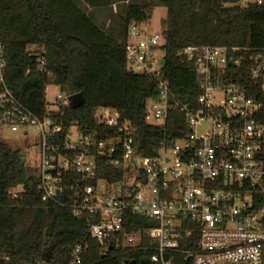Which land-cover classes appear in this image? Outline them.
Returning a JSON list of instances; mask_svg holds the SVG:
<instances>
[{
  "label": "built area",
  "instance_id": "built-area-1",
  "mask_svg": "<svg viewBox=\"0 0 264 264\" xmlns=\"http://www.w3.org/2000/svg\"><path fill=\"white\" fill-rule=\"evenodd\" d=\"M237 4L264 5V0ZM162 44L161 33L147 34L136 22L129 26L128 70L157 81L158 95L148 101L145 121L163 127L175 111L185 121L182 135L165 138L151 156L138 152L136 128L115 109L97 110L98 124L114 131L100 137L97 130L84 131L77 124L65 130L57 113L69 106V95L61 91L55 109L47 100L41 115L28 108L6 83L2 41L0 127L36 137L41 200L87 219V237L99 243L104 255L116 248L147 252L143 260L152 264H175L176 253L192 264H264V46L181 50L178 55L193 67L198 84L192 103L174 93L165 77ZM28 51L38 70L46 72L43 48ZM202 124L208 129L200 133ZM75 129L77 140L72 139ZM100 157L115 169L111 179L99 176ZM183 243L195 247L182 248ZM87 246L83 240L70 249L76 260Z\"/></svg>",
  "mask_w": 264,
  "mask_h": 264
},
{
  "label": "trees",
  "instance_id": "trees-1",
  "mask_svg": "<svg viewBox=\"0 0 264 264\" xmlns=\"http://www.w3.org/2000/svg\"><path fill=\"white\" fill-rule=\"evenodd\" d=\"M125 1L0 0L6 83L39 115L45 110L47 85H56L69 96L82 93L84 101L79 108L66 106L57 113L66 131L77 124L84 131L97 130L100 137L114 133L99 125L95 115L100 108L117 110L136 128L138 152L151 156L165 138L173 141L182 135L185 121L179 111L172 112L163 127L145 121L148 101L158 95L157 81L151 75L128 70L129 26L149 20L158 4L167 8L161 33L166 60L163 72L173 92L193 103L199 92L195 72L178 53L190 45L263 47L264 5L240 6L238 0ZM115 4H119L116 12ZM88 9L109 10L107 27L106 21L103 26L97 24ZM30 46L43 48L46 72L38 70ZM260 98L264 101V95ZM98 163L99 176L111 179L109 174L115 169L107 159L100 157ZM26 164L25 150H12L0 142V264H37L53 258L54 264H121L127 258L142 264L149 257L144 251L116 248L104 255L99 243L87 237V219L41 200L36 176L28 172ZM18 187L22 191L13 197L11 191ZM83 240L87 249L76 260L70 249ZM181 247L195 245L183 243ZM175 264L192 261L176 253Z\"/></svg>",
  "mask_w": 264,
  "mask_h": 264
},
{
  "label": "rangeland",
  "instance_id": "rangeland-1",
  "mask_svg": "<svg viewBox=\"0 0 264 264\" xmlns=\"http://www.w3.org/2000/svg\"><path fill=\"white\" fill-rule=\"evenodd\" d=\"M160 0H133V3L147 4V3H158ZM125 5H123L124 7ZM104 11L105 13H100V18L98 19L93 15L94 20L97 24L103 26L106 21V16H109V10L103 9L97 12ZM96 12V11H95ZM100 19V20H99ZM167 19V8L163 5H156L153 8L152 16L149 20L140 23V29L144 30L147 34L162 33L164 28V22ZM156 55L159 58L163 57V52L158 51ZM60 89L56 85H49L46 90V100L51 105L52 109L56 107L53 105L56 95L59 93ZM208 129L207 124H202L199 126L198 130L200 133L205 132ZM78 134L77 130H73L72 139L77 140ZM0 142L7 145L12 150L22 149L27 152V169L29 173L35 174L37 172V167L39 165V147L37 146V139L34 135L29 134L28 136L22 135V130L18 132H11L8 128L0 127ZM22 187H18L17 190H21Z\"/></svg>",
  "mask_w": 264,
  "mask_h": 264
},
{
  "label": "water",
  "instance_id": "water-1",
  "mask_svg": "<svg viewBox=\"0 0 264 264\" xmlns=\"http://www.w3.org/2000/svg\"><path fill=\"white\" fill-rule=\"evenodd\" d=\"M161 64H162V65H166V60L163 59V60L161 61ZM68 100H69V106H70L72 109H77V108H79V107L83 104L84 97H83V94H82V93H76V94H72V95H70L69 98H68ZM141 263H142V264H152V263L150 262V260H143ZM131 264H136V261L133 260V261L131 262Z\"/></svg>",
  "mask_w": 264,
  "mask_h": 264
},
{
  "label": "crops",
  "instance_id": "crops-1",
  "mask_svg": "<svg viewBox=\"0 0 264 264\" xmlns=\"http://www.w3.org/2000/svg\"><path fill=\"white\" fill-rule=\"evenodd\" d=\"M129 1H133V0H127V1H125V4L126 3H128ZM118 5L119 4H115L114 6H113V9H114V12H116V10H117V8H118ZM120 5H123V3H121ZM88 12L89 13H93V15L98 19V17L100 18V13H102V14H104L105 12L104 11H101V12H95V11H93L92 9H88ZM108 16V15H107ZM107 16H106V20H107ZM94 18V17H93ZM100 20V19H99ZM97 21V20H96ZM107 23H106V27H107V25H108V22L109 21H106Z\"/></svg>",
  "mask_w": 264,
  "mask_h": 264
}]
</instances>
